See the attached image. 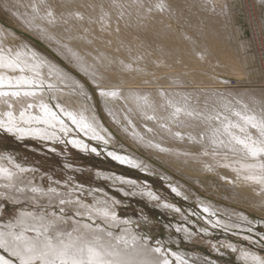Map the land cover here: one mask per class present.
<instances>
[{"label": "bare ground", "instance_id": "obj_1", "mask_svg": "<svg viewBox=\"0 0 264 264\" xmlns=\"http://www.w3.org/2000/svg\"><path fill=\"white\" fill-rule=\"evenodd\" d=\"M159 3L0 0V11L5 10L17 27L0 19V54L16 60L19 53L18 67L0 68L4 77L0 91L21 92L19 98L0 97L2 128L23 129L7 132L22 140L42 142L65 157L59 140L87 153L99 152L90 140L99 142L119 164L161 176L176 195L197 200L218 221L234 225L218 213L254 222L251 215L264 225V183L250 178H264V158L252 157L229 143L228 137L214 133L218 125L210 119L183 115L174 119V109L168 104L172 101L204 116L220 112L223 117L227 114L221 111L223 106L240 111L241 105L249 104L259 110L264 102V15L259 17L257 12L264 8V0H163L162 9L157 7ZM48 12L53 13L52 23ZM241 16H245L244 24L239 22ZM247 31L252 35L253 50L250 41L241 37ZM128 64L132 70L125 69ZM21 77L28 83L17 85ZM101 90L121 95L100 96ZM26 91H34L36 96H23ZM42 102L48 104V113L40 107ZM29 104L33 107H27ZM109 146H120L127 153ZM0 167L12 173L11 178L0 175V232L8 241L0 249V257L7 264H21L24 255L23 242L14 241L15 235L33 238L45 229L52 235L72 233L74 241L81 234L95 232L101 237L98 247L102 246L104 258L113 264H162L163 260L195 264L162 243L153 245L133 218L121 216V198L94 180L84 186L76 172L103 178L125 195L140 194L161 208L182 213L148 182L72 164H68L71 173L61 180L11 154H0ZM33 188L42 191L33 192ZM49 189H55V194ZM61 199L69 203L60 205ZM95 208L115 212L116 218L104 220L93 212ZM21 217L23 223H18ZM86 224L91 229H85ZM176 228L215 250L221 247V243L191 233L187 226L177 224ZM62 238L68 243L67 236ZM222 243L237 250L248 264L264 261V255L251 249ZM155 248L161 252H154ZM56 264H60L59 258Z\"/></svg>", "mask_w": 264, "mask_h": 264}, {"label": "rangeland", "instance_id": "obj_2", "mask_svg": "<svg viewBox=\"0 0 264 264\" xmlns=\"http://www.w3.org/2000/svg\"><path fill=\"white\" fill-rule=\"evenodd\" d=\"M260 9L257 13L259 17H262L264 15V8L261 7ZM0 19L6 25L16 27L14 21L8 16L5 10L0 11ZM240 19L239 22L243 24L246 22L245 16ZM241 37L250 41L251 50H253L251 32L247 31ZM254 50L256 51V48ZM227 78L229 80L235 79L233 76H227ZM244 79L242 81H247L246 78ZM99 105L101 106V99L99 100ZM0 128V154L4 156L11 154L19 161L31 163L36 168L46 173H51L61 180L67 178L68 174L71 173L72 170L68 167V164H72L80 168L90 166L94 169L118 173L152 184L157 194L179 206L182 213L161 208L140 194L125 195L119 191V186L113 187L103 178L98 179L89 173L83 174L82 172H76L78 181L84 186H88L94 180L121 198L124 201V204L120 207L121 211H119L121 216L133 218L137 222V226L141 228L142 233L149 237L153 245L162 243L166 248H171L176 252L182 253L188 260L195 264H248L239 258L237 250H234L227 244L223 245V241L233 243L240 248L251 249L254 252L264 255V225L257 217L250 215L254 219V222H252L218 213V216H221L234 225L222 223L216 219L215 215L206 212L198 204L197 200L184 198L178 194L176 195L171 188V183L161 176L145 173L142 170L119 164V162L113 160L108 155L106 151L108 147L99 142L90 140L93 145L95 144L98 147L99 152L87 153L73 148L70 144L66 145L62 143L63 141L59 140V144L61 143L59 145L61 151L63 150L67 153L65 157L61 153H56L54 150L48 149L42 142L32 139L22 140L10 134L2 127ZM109 148L110 150L126 152L120 146H109ZM241 208L248 212L258 214L254 209H250L249 207L241 206ZM177 224L181 227L187 226L191 233L195 235L221 243L220 249L215 250L214 247H209L204 242L186 237L183 231L176 228Z\"/></svg>", "mask_w": 264, "mask_h": 264}, {"label": "snow or ice", "instance_id": "obj_3", "mask_svg": "<svg viewBox=\"0 0 264 264\" xmlns=\"http://www.w3.org/2000/svg\"><path fill=\"white\" fill-rule=\"evenodd\" d=\"M163 0H160V3L157 4L158 8H163ZM48 17H53L52 12L47 13ZM77 18L82 19L80 14L77 12L75 14ZM103 19V17H101ZM54 22L53 19L49 20V23ZM3 50H0V53H2ZM9 52H11V49H9ZM17 59L14 60L12 58H7L0 54V68H9L14 69L18 67V57L19 53L16 54ZM200 55V58L203 59L202 54ZM121 64H123V61H121ZM125 69L132 70V65H124ZM20 71H23V69H20ZM4 83V77L0 76V87L3 86ZM26 84L28 83L24 78H19L17 80V85L20 84ZM11 86V85H10ZM51 87V86H49ZM97 87H99L97 85ZM100 96L105 97H112V98H118L121 93L118 91H104L101 90L99 92ZM6 96H13V97H21L20 91H14V92H4L0 91V97H6ZM23 96L25 97H35L36 92L34 91H26L23 93ZM87 98V97H86ZM42 99V97H41ZM145 99L146 98H141ZM187 103L186 101L184 102ZM239 103V102H237ZM169 107H172L174 110L172 112V117L174 119H178L181 115L189 117V118H195V119H203V120H212L213 122L217 123V127L214 130V133H219L222 136H226L229 138V143H234V145H239L247 154H250L252 157H261L264 158V102L261 103L259 110L255 108V106H251L249 104H243L241 105L240 111H233L230 108H227V106H223L221 108V111H227V114L221 116L220 112H216L211 116H204L199 113H196V111L188 110L185 106H175L172 101L168 102ZM11 106V105H9ZM27 107L31 108L33 107L32 104L27 105ZM40 107L44 110L45 113H48L49 108L47 103H41ZM54 107L59 108L60 105H55ZM55 115V113H52ZM9 118L12 117V113H7ZM21 117L23 118L24 112L20 113ZM148 119H154V117H148ZM73 123H76L75 118L73 117ZM4 124L3 121H0V127H2ZM24 131L20 128L14 127H8L7 131ZM151 131V129H149ZM255 132L257 135L254 137L252 133ZM176 135L180 137V133L177 132ZM223 143V141H221ZM93 152L96 151L95 148L92 149ZM109 155H112V153H109ZM117 159H120L123 163L124 160L120 157H116ZM17 167H19L17 165ZM0 175H7L9 178H11L12 173L3 167H0ZM251 179L257 180L259 183H264V178L257 179L256 177H250ZM33 192L42 191L37 188L32 189ZM49 193L55 194V189H49ZM60 205L66 206L68 201H65L61 199L59 201ZM79 202L77 201V204ZM84 208H89L90 206L84 205L82 206ZM63 207L60 208V211L63 212ZM205 211H207L205 209ZM93 212L95 214H98L101 216L104 220H108L109 218L115 219L116 214L115 212H109L107 209H100L95 208L93 209ZM30 215V214H28ZM82 215V213H81ZM18 223H23V217L18 221ZM50 224L52 221L49 222ZM85 229H91L90 225H84ZM33 231H37L36 229H33ZM75 231V230H74ZM4 233L0 232V249L4 248L6 241L4 237ZM108 236H111V233H107ZM67 236L68 243H65L64 239L62 237ZM90 237V238H89ZM101 237L100 235L96 234L93 231H89L87 235L81 234L76 238V241L72 240V233H62V232H56L55 235L49 234L48 230L45 229L43 233L37 234V236L33 238H28L21 233L20 235H15L13 237L14 241H22V250L24 255L20 256L21 264H33V261H35V264H40L41 260H44V264H56V258H59L60 264H113L112 261L106 260L104 258V250L102 246H99V241ZM77 241H80L79 245L77 244ZM156 253H160V248H155L153 250ZM39 253V255H37ZM19 255V254H15ZM248 258L247 255L245 257ZM253 261H255L256 257H251ZM0 264H7V261L3 259V257H0ZM156 264H161L160 261H156ZM162 264H169L168 260H163ZM260 264H264V261H261Z\"/></svg>", "mask_w": 264, "mask_h": 264}]
</instances>
